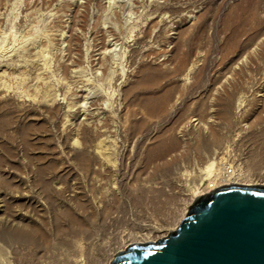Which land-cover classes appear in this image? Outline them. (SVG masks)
Here are the masks:
<instances>
[{
	"label": "rangeland",
	"instance_id": "1",
	"mask_svg": "<svg viewBox=\"0 0 264 264\" xmlns=\"http://www.w3.org/2000/svg\"><path fill=\"white\" fill-rule=\"evenodd\" d=\"M107 1L0 0V264H107L210 162L264 182V0Z\"/></svg>",
	"mask_w": 264,
	"mask_h": 264
},
{
	"label": "water",
	"instance_id": "2",
	"mask_svg": "<svg viewBox=\"0 0 264 264\" xmlns=\"http://www.w3.org/2000/svg\"><path fill=\"white\" fill-rule=\"evenodd\" d=\"M107 264H264V184L195 196L173 230L127 244Z\"/></svg>",
	"mask_w": 264,
	"mask_h": 264
},
{
	"label": "bare ground",
	"instance_id": "3",
	"mask_svg": "<svg viewBox=\"0 0 264 264\" xmlns=\"http://www.w3.org/2000/svg\"><path fill=\"white\" fill-rule=\"evenodd\" d=\"M128 1H131V0H128ZM114 2H115V0H108L107 1V7L110 8L112 11H115V9H116L115 5H114L116 3H114ZM203 179H208L207 184L203 187L201 192H199V193L195 192L194 196H197L200 193L206 192L209 189H211L212 187H209V186L212 183V181L216 180V179L218 182L217 185L226 184V183H241V184L261 183V184H264V182H261L258 180L259 178H255V177L251 178L249 173L245 172L243 170V168H241V167L237 166V168H233L230 165L221 167V165L217 166L214 162L208 163L205 166V169L200 172L199 180H203ZM147 240H155V239H147Z\"/></svg>",
	"mask_w": 264,
	"mask_h": 264
},
{
	"label": "built area",
	"instance_id": "4",
	"mask_svg": "<svg viewBox=\"0 0 264 264\" xmlns=\"http://www.w3.org/2000/svg\"><path fill=\"white\" fill-rule=\"evenodd\" d=\"M213 188V187H212Z\"/></svg>",
	"mask_w": 264,
	"mask_h": 264
}]
</instances>
